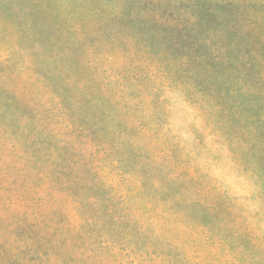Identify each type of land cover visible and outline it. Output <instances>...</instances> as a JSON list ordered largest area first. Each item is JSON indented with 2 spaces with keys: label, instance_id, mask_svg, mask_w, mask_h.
I'll list each match as a JSON object with an SVG mask.
<instances>
[{
  "label": "clouds",
  "instance_id": "obj_1",
  "mask_svg": "<svg viewBox=\"0 0 264 264\" xmlns=\"http://www.w3.org/2000/svg\"><path fill=\"white\" fill-rule=\"evenodd\" d=\"M0 65L36 111L6 118L19 129L4 130L6 201L57 213L38 243L7 229L0 264H264V137L244 112L264 78L226 100L186 60L106 41L59 73L66 107L12 30Z\"/></svg>",
  "mask_w": 264,
  "mask_h": 264
},
{
  "label": "rangeland",
  "instance_id": "obj_2",
  "mask_svg": "<svg viewBox=\"0 0 264 264\" xmlns=\"http://www.w3.org/2000/svg\"><path fill=\"white\" fill-rule=\"evenodd\" d=\"M7 30L20 37L37 61L36 70L63 95L66 107L72 93L59 73L74 71L86 48L106 41L125 50L131 41L164 58L186 60L198 86L222 93L226 100L233 99V90L243 93L264 78V0H0V31ZM5 74L0 65V240L15 225L18 238L38 243L40 224L57 213L49 214L20 196L13 211L11 197L6 201L11 189L5 187L2 167L4 130L7 127L13 136L19 130L15 119L9 123L6 118L18 114L33 121L36 111L10 86V75L6 83ZM39 103L47 101L39 96ZM244 112L255 118L257 132L264 137V99H248ZM81 124L80 136L95 139L91 126ZM65 151L70 161L75 154Z\"/></svg>",
  "mask_w": 264,
  "mask_h": 264
}]
</instances>
